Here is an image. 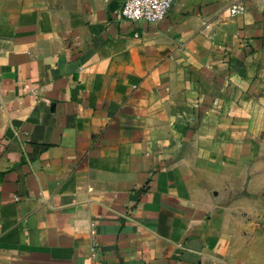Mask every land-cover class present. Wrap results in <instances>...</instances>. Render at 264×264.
<instances>
[{
	"label": "crops",
	"instance_id": "1",
	"mask_svg": "<svg viewBox=\"0 0 264 264\" xmlns=\"http://www.w3.org/2000/svg\"><path fill=\"white\" fill-rule=\"evenodd\" d=\"M122 1L0 0V264H264V0Z\"/></svg>",
	"mask_w": 264,
	"mask_h": 264
},
{
	"label": "built area",
	"instance_id": "2",
	"mask_svg": "<svg viewBox=\"0 0 264 264\" xmlns=\"http://www.w3.org/2000/svg\"><path fill=\"white\" fill-rule=\"evenodd\" d=\"M175 0H123L117 15L120 18L132 22L145 21L155 23L162 21L169 12ZM246 11V6L235 1L228 6L227 12L230 17H235ZM91 255H97L96 245L91 246ZM98 264H102L98 262Z\"/></svg>",
	"mask_w": 264,
	"mask_h": 264
},
{
	"label": "rangeland",
	"instance_id": "3",
	"mask_svg": "<svg viewBox=\"0 0 264 264\" xmlns=\"http://www.w3.org/2000/svg\"><path fill=\"white\" fill-rule=\"evenodd\" d=\"M197 118V117H196ZM230 117H222L221 119H223V120H230L229 119ZM189 123L190 124H192V121H189L188 123H186L187 125L185 126V128H186V130H190L191 129V131L189 132L188 131V133H190L191 135H190V137L192 138L195 134H196V132H195V128L194 127H192V126H190L189 125ZM234 126L235 125V123H232L231 122V126ZM229 127H228V129H227V131H226V134H224V132H223V140H226V138L227 139H230V138H232V137H230V132H229V130H230V128H231V126L230 125H228ZM233 135V134H232ZM249 134H247L245 131H244V129H243V132H240L239 133V139H241V140H246V138H248L249 139V141H253V142H258V141H260L262 138H263V133L262 132H259V133H255V134H253L252 136H248ZM261 149H259L258 151H260ZM223 155H226L225 153H223ZM248 167V165H246L245 166V164L244 163H241V164H238V168H241V170H244V169H246ZM231 168H233L232 167V165H230V164H226L225 162H224V160H223V164H222V169H223V171H222V178L221 179H219V180H216L215 181V185H216V188H215V191H216V193H217V195L218 194H220L221 192L222 193H225V192H223V190H226V191H229V194L227 195V194H225L226 196H223V194H222V200H225V201H228V200H242V199H244L245 198V195H246V188H245V180L244 179H242V180H237V181H235V179L234 178H231V179H228V178H226L227 177V175H228V171L231 173L232 172V169ZM231 169V170H230ZM235 182H237V185H235L236 183ZM259 198H262L261 196H258ZM254 198V203L256 204L257 203V199H259V198H256V195H255V197H253ZM259 205L261 204L260 202L258 203ZM257 204V205H258ZM258 205V208H259V210H260V206ZM241 217H239V219H240ZM242 219H244V220H246V214L244 215V213H243V217H242ZM258 219H260L259 217H258ZM245 223V222H244Z\"/></svg>",
	"mask_w": 264,
	"mask_h": 264
}]
</instances>
